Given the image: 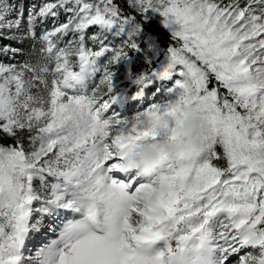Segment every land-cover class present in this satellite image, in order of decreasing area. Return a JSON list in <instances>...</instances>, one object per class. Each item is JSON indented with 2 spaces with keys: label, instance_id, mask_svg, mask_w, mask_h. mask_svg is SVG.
Here are the masks:
<instances>
[{
  "label": "snow or ice",
  "instance_id": "snow-or-ice-1",
  "mask_svg": "<svg viewBox=\"0 0 264 264\" xmlns=\"http://www.w3.org/2000/svg\"><path fill=\"white\" fill-rule=\"evenodd\" d=\"M123 3L0 0V36L30 45L0 47L26 57L0 61V264H264V0ZM154 16L178 46L138 58L127 98L172 85L129 122L114 69L147 52ZM185 105L201 154L145 179L129 147ZM33 234L56 238L32 255Z\"/></svg>",
  "mask_w": 264,
  "mask_h": 264
},
{
  "label": "clouds",
  "instance_id": "clouds-1",
  "mask_svg": "<svg viewBox=\"0 0 264 264\" xmlns=\"http://www.w3.org/2000/svg\"><path fill=\"white\" fill-rule=\"evenodd\" d=\"M182 113L178 123L169 122L170 131L163 136L144 139L129 147L130 159L139 166L145 179L157 176L166 164L190 165L201 154L202 113L191 105L183 106Z\"/></svg>",
  "mask_w": 264,
  "mask_h": 264
},
{
  "label": "rangeland",
  "instance_id": "rangeland-1",
  "mask_svg": "<svg viewBox=\"0 0 264 264\" xmlns=\"http://www.w3.org/2000/svg\"><path fill=\"white\" fill-rule=\"evenodd\" d=\"M9 2L14 3L17 6H19L20 4H23L24 8L27 9L28 5L32 2V0H9ZM225 2H227V0H225ZM60 20L61 21L64 20L63 15L60 16ZM46 27H51V21L48 22ZM14 42L16 41L4 39L2 36H0V47H2L3 45L12 46ZM144 53H146L149 56V58H146L144 56ZM159 53L160 51L158 49V46L153 41L152 45L148 47L147 52H130L128 59L126 61H123L120 64H117L115 66V69H114L115 89H117L119 92L118 94L123 95L125 99L123 100V102H119L116 105H114V108L118 113L121 114L122 118L127 117L129 119V122H131V117L135 114L137 108H139L142 103L147 105L150 100H154L155 102H162V98H164L167 95L165 89L167 87H171L172 85V81L167 82L166 85L164 86L157 85L158 87H160V92L156 94V97H152L151 95H149L148 97H146L145 101L143 99L130 100L127 98L135 91V86L133 85L132 80L135 78L136 75L139 74L136 71L138 58H142L139 60V63L147 67L149 64L151 65V60L155 59L156 56L159 55ZM163 59L164 61L162 63L166 62V56H164ZM0 61H3L4 63H17L18 62L16 57L13 59V58H10L9 55H3V54H0ZM177 70H179V66ZM151 91L152 90L149 89V93ZM164 134H165L164 132H161L160 136H163ZM25 147H27V144H25ZM219 163L223 165L222 163L224 162L220 161ZM47 235L33 234L30 237V239L27 242V246L30 249L32 255L35 254V251L38 247L43 246L44 244L48 243L42 240V238H44Z\"/></svg>",
  "mask_w": 264,
  "mask_h": 264
},
{
  "label": "trees",
  "instance_id": "trees-1",
  "mask_svg": "<svg viewBox=\"0 0 264 264\" xmlns=\"http://www.w3.org/2000/svg\"><path fill=\"white\" fill-rule=\"evenodd\" d=\"M118 2L121 3V6H125L123 3V0H118ZM145 29L150 34H152V40L157 44L158 49L160 51L159 55H157L155 59L151 60V66L153 68H157L158 65L164 61L163 57L165 56L166 49L170 46H178V45H176L175 41L171 40L168 30H166L163 27L161 20L157 16L152 17L149 21L146 22V24L142 28V31H144ZM12 46L23 48L25 52H27L30 47L29 43L27 42L23 44L14 42ZM144 56L146 58H149V56L146 53H144ZM25 58L26 57L24 55L16 56L17 61H20V62H22ZM33 60H35V57H33ZM7 143H11V141H7ZM25 144L27 143L25 142Z\"/></svg>",
  "mask_w": 264,
  "mask_h": 264
},
{
  "label": "bare ground",
  "instance_id": "bare-ground-1",
  "mask_svg": "<svg viewBox=\"0 0 264 264\" xmlns=\"http://www.w3.org/2000/svg\"><path fill=\"white\" fill-rule=\"evenodd\" d=\"M161 100V99H160ZM162 100H163V98H162ZM159 101V100H158ZM55 237V235H53V234H48L47 236H45L44 238H42V240L43 241H45V242H49V241H51L52 239H55L54 238Z\"/></svg>",
  "mask_w": 264,
  "mask_h": 264
}]
</instances>
